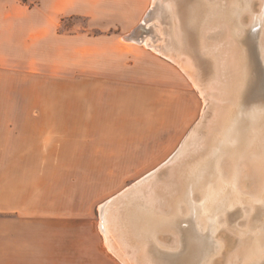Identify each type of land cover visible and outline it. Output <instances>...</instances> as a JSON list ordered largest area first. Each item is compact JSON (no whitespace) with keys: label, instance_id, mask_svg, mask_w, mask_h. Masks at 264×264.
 <instances>
[{"label":"rangeland","instance_id":"rangeland-1","mask_svg":"<svg viewBox=\"0 0 264 264\" xmlns=\"http://www.w3.org/2000/svg\"><path fill=\"white\" fill-rule=\"evenodd\" d=\"M124 1L146 9L121 40L126 78L18 74L1 96L2 119L54 126L2 128L0 171L67 172L48 218L0 215V264H264V0ZM84 26L66 17L60 32ZM116 202L137 205L142 230L124 217L113 232Z\"/></svg>","mask_w":264,"mask_h":264},{"label":"crops","instance_id":"crops-1","mask_svg":"<svg viewBox=\"0 0 264 264\" xmlns=\"http://www.w3.org/2000/svg\"><path fill=\"white\" fill-rule=\"evenodd\" d=\"M111 4L119 9H112ZM145 13V7L124 0H115V3L110 0H40L34 8L20 6L17 0H0V140L2 128L8 129L11 138L16 128L54 126L50 123L53 120L46 119L22 121L11 118V115L2 119L1 96L6 88L15 89L18 74L58 81L89 79L96 81L97 85L126 78L128 71L124 69L129 64L128 52L121 40L135 33ZM66 17L85 21L86 26L75 28L80 32L63 34L60 30ZM94 32L96 34H92ZM128 40L135 41L132 38ZM59 94L64 96L65 92L62 90ZM6 111L14 112L11 106ZM9 154L11 156V152ZM22 158H27V152L23 153ZM66 172L0 171V215L25 219L48 218V204L43 201H49L50 193L60 188L63 184L60 178ZM140 203L137 201L138 206L131 205V209L128 202L113 205L120 210V222L114 218L113 232L120 230L122 234L120 224L129 217L137 224L136 229L131 226L133 232L142 230L136 221L138 214L130 213L134 212V207L141 206ZM107 204L108 201L101 206L100 216L103 206ZM115 245L123 254H128L122 244Z\"/></svg>","mask_w":264,"mask_h":264},{"label":"bare ground","instance_id":"bare-ground-1","mask_svg":"<svg viewBox=\"0 0 264 264\" xmlns=\"http://www.w3.org/2000/svg\"><path fill=\"white\" fill-rule=\"evenodd\" d=\"M175 1H176V0H175ZM182 3H183V2H182ZM182 3H181V4H182ZM199 3H200V2H199ZM234 3H235V2H234ZM250 3H251V2H250ZM219 4H220V3H219ZM173 5H174V4H173ZM173 5H172V6H173ZM178 5H179V4H178ZM166 6H167V5H166ZM233 6H234V5H233ZM173 7H174V6H173ZM192 7H193V6H192ZM253 8H254V7H253ZM168 9H169V8H168ZM179 9H180V8H179ZM219 9H220V8H219ZM174 10H175V9H174ZM183 10H184V9H183ZM197 10H198V9H197ZM232 10H233V9H232ZM195 11H196V10H195ZM229 11H230V10H229ZM188 12H189V11H188ZM262 12H264V9H262ZM176 13H177V12H176ZM250 13H251V12H250ZM173 14H174V13H173ZM211 17H212V16H211ZM232 17H233V16H232ZM178 18H179V17H178ZM214 18H216V17H214ZM210 19H211V18H210ZM210 19H209V21L212 22V20H210ZM238 20H239V19H238ZM205 21H206V20H205ZM209 21H208V22H209ZM183 22H184V21H183ZM175 23H176V22H175ZM216 23H217V22H216ZM237 23H238V22H237ZM206 24H207V23H206ZM209 24H211V23H209ZM185 25H186V24H185ZM235 25H236V24H235ZM235 25H234V27H235ZM240 25H241V23H240ZM205 26H206V25H205ZM181 27H182V26H181ZM190 27H191V26H190ZM164 28H165V27H164ZM197 28H198V27H197ZM204 28H205V27H204ZM186 29H187V28H186ZM190 29H191V28H190ZM198 29H199V28H198ZM198 29H197V30H198ZM163 30H164V29H163ZM163 30H162V31H163ZM170 30H171V29H170ZM170 30H169V31H170ZM239 30H240V29H239ZM221 31H222V30H221ZM173 33H174V32H173ZM176 33H177V32H176ZM179 33H180V32H179ZM187 33H188V32H187ZM199 33H200V32H199ZM231 33H232V32H231ZM183 34H184V33H183ZM197 34H198V33H197ZM161 36H162V35H161ZM231 36H232V35H231ZM240 36H242V35H240ZM178 37H179V36H178ZM190 37H191V36H190ZM190 37H187V38H190ZM233 37H235V36H233ZM144 38H145V36H144ZM237 38H238V37H237ZM133 40H135V39H133ZM169 40H170V39H169ZM179 40H180V39H179ZM184 40H185V39H184ZM186 40H188V39H186ZM139 41H140V40H139ZM234 41H235V40H234ZM240 41H241V40H240ZM186 42H187V41H186ZM190 43H191V41H190ZM235 43H236V41H235ZM237 43H238V42H237ZM237 43H236L235 45H237ZM188 44H189V43H188ZM201 44H202V43H201ZM226 44H227V43H226ZM228 44H229V43H228ZM241 44H243V43H241ZM174 45H175V44H174ZM190 45H191V44H190ZM231 45H232V43H231ZM231 45H230V46H231ZM179 46H180V45H179ZM179 46L177 45V47H179ZM187 46L189 47V45H187ZM194 46H195V45H194ZM232 46H233V45H232ZM183 47H184V46H183ZM164 48H165V47H164ZM171 48H172V47H171ZM180 48H181V46H180ZM189 48L193 49V47H189ZM189 48H188V49H189ZM194 48H195V47H194ZM229 48H231V47H229ZM232 48H233V47H232ZM241 48H243V47H241ZM244 48H245V47H244ZM251 48H252V47H251ZM165 49H167V48H165ZM201 49H202V48H201ZM201 49H200V50H201ZM233 49H234V48H233ZM233 49H232V50H233ZM167 50H168V49H167ZM169 50H170V49H169ZM193 50H194V49H193ZM193 50H192V51H193ZM192 51L190 50V52H192ZM202 51H203V50H202ZM228 51H229V50H228ZM233 51H234V50H233ZM235 51H236V50H235ZM235 51H234V52H235ZM237 51H238V50H237ZM250 51H251V50H250ZM188 52H189V51H188ZM188 52H187V53H188ZM193 52L196 53V51H193ZM206 52H207V51H206ZM234 52L231 53V54H234ZM238 52H239V51H238ZM183 53H184V52H183ZM200 53H201V52H200ZM217 53H218V52H217ZM243 53H246V52L244 51ZM241 54H242V53H241ZM203 55H204V54H203ZM206 56H207V54H206ZM219 56H220V54H219ZM250 56H251V55H250ZM190 57H191V56H190ZM224 57H225V56H224ZM234 57H235V56H234ZM237 57H238V56H237ZM203 58H204V57H203ZM220 58H221V57H220ZM222 59H224V58H222ZM245 59H247V58H245ZM229 60H230V59H229ZM247 60H248V59H247ZM256 60H257V58H256ZM213 61H214V60H213ZM216 62H217V61H216ZM220 62L222 63L221 60H220ZM225 62H226V61H225ZM234 62H235V60H234ZM235 63H236V62H235ZM235 63H234V64H235ZM239 63H240V62H239ZM242 63H243V62H242ZM246 63H247V62H246ZM248 63H249V61H248ZM213 64H214V63H213ZM236 65H237V64H236ZM236 65H235V66H236ZM238 65H239V64H238ZM190 66H191V65H190ZM200 66H201V64H200ZM214 66H215V65H214ZM242 66H244V65H242ZM191 67H192V66H191ZM224 67H226V66L224 65ZM227 67H228V66H227ZM233 67H234V65H233ZM240 67H241V66H240ZM236 68H237V66L234 68L233 72L235 71ZM220 69H221V68H220ZM196 70H197V69H196ZM227 70H228V69H227ZM242 70H243V69H242ZM220 71L222 72V70H220ZM236 71H237V70H236ZM238 71H239V70H238ZM233 72H232V73H233ZM226 73H227V72H226ZM228 73H229V72H228ZM235 73H237V72H235ZM235 73H234V75H235ZM221 74H222V73H221ZM238 74H239V73H238ZM223 75H224V73H223ZM226 75H227V74H226ZM228 75H229V74H228ZM232 75H233V74H232ZM243 75H244V74H243ZM241 77H242V76H241ZM228 78H229V77H228ZM235 78H237V77H235ZM235 78H234V80H235ZM244 78H245V76H244ZM231 79H232V78H231ZM231 79H230V81H231ZM228 80H229V79H228ZM237 81H238V80H237ZM243 81H244V80H243ZM229 85H230V84H229ZM234 85H235V84H234ZM232 87H233V86H232ZM227 88H229V86H228ZM227 88H226V89H227ZM235 88H236V87H235ZM239 90H240V89H239ZM231 91H233V90L231 89ZM235 91H236V89H235ZM220 93H221V92H220ZM228 94H229V92H228ZM228 94H227V95H228ZM239 94H240V92H239ZM229 95H231V94H229ZM241 96H242V95H241ZM213 97H214V96H213ZM234 97H235V96H234ZM225 98H226V97H225ZM229 98H230V97H228V99H229ZM230 99H231V98H230ZM235 99H236V98H235ZM232 102H233V101H232ZM234 102H235V101H234ZM239 102H240V101H239ZM225 109H226V108H225ZM255 109H256V108H255ZM221 111H222V110H221ZM254 111H255V110H254ZM255 116H256V115H255ZM258 117H259V116H258ZM234 119H235V117H234ZM258 119H259V118H258ZM252 122H253V121H252ZM253 124H254V123H253ZM229 125H230V124H229ZM247 125H248V124H247ZM256 125H257V124H256ZM236 128H237V127H236ZM238 129H239V128H238ZM244 131H245V130H244ZM234 132H235V131H234ZM249 136H250V135H249ZM235 137H236V136H235ZM239 138H240V137H239ZM237 139H238V138H237ZM241 140H242V139H241ZM245 140H246V139H245ZM243 143H244V142H243ZM237 144H238V143H237ZM237 144H236V145H237ZM252 144H253V143H252ZM262 144H263V143H262ZM238 145H239V144H238ZM253 145H254V144H253ZM253 145H252V146H253ZM247 146H248V145H247ZM260 146H261V145H260ZM237 147H238V146H237ZM245 148H246V147H245ZM256 148H257V147H256ZM238 149H239V148H238ZM259 149H260V148H259ZM183 150H184V149H182V150L180 149V150L177 152V154L174 156V158H171V160H169L166 164H164V166L162 167V169H166V168H168V167L170 166V164H172L173 162H175L176 159H177V155H178V153H179V152L181 153ZM240 150H241V149H240ZM257 150H258V149H257ZM238 151H239V150H238ZM255 151H256V150H255ZM263 151H264V148H263ZM261 152H262V151H261ZM232 153H233V152H232ZM234 153H235V152H234ZM242 153H243V152H242ZM246 154H247V153H246ZM247 156H248V155H247ZM179 157H180V156H179ZM231 157H232V156H231ZM233 157H234V156H233ZM233 157H232V158H233ZM234 158H235V157H234ZM236 158H237V157H236ZM256 158H257V157H256ZM254 159H255V158H254ZM232 160H233V159H232ZM250 160H251V159H250ZM250 160H249V161H250ZM246 161H247V160H246ZM246 163H247V162H246ZM232 164H233V163H232ZM261 164H262V163H261ZM223 166H225V165H223ZM246 166H247V165H246ZM246 166H245V167H246ZM252 166H253V165H252ZM254 166H255V164H254ZM219 167H220V166H219ZM225 167H226V166H225ZM222 168H223V167H222ZM238 168H239V167H238ZM238 168H237V169H238ZM241 168H242V166H241ZM241 168H240V169H241ZM243 168H244V167H243ZM249 168H250V167H249ZM180 169H181V168H180ZM237 169H235V170H237ZM190 170H192V169H190ZM227 170H228V169H227ZM243 170H244V169H243ZM248 170H250V169H248ZM260 170H262V168H261ZM239 171H240V170H239ZM253 172H254V171H253ZM187 173H188V171H187ZM156 174H157L156 171H154L149 177L155 176ZM242 174H243V173H242ZM245 175H246V173H245ZM181 177H182V176H181ZM148 180H149V179H148ZM142 182H144V181H142ZM186 183H187V182H186ZM138 184H140V183H138ZM182 184H183V183H182ZM140 185H141V184H140ZM143 185H145V184L143 183ZM136 186H137V185H136ZM157 187H158V186H157ZM134 189H135V188H134ZM152 189H153V188H152ZM214 189H215V188H214ZM154 190H156V189L154 188ZM215 190H216V189H215ZM152 191H153V190H152ZM157 192H158V191H157ZM215 192H216V191H215ZM131 193H132V192H131ZM131 193H130V194H131ZM154 193H155V192H154ZM159 193H160V191H159ZM155 195H156V193H155ZM211 195H212V194H211ZM214 195H216V194H214ZM124 196H125V195H124ZM122 197H123V196H122ZM213 197H214V196H213ZM213 197H212V198H213ZM152 198L155 199L154 197H152ZM115 200H116V199H115ZM205 200H206V198H205ZM179 201H180V200H179ZM210 202H211V201H210ZM215 202H216V201H215ZM208 203H209V202H208ZM149 205H150V204H149ZM105 206H106V205H105ZM150 207H151V206H150ZM107 208H108V207H107ZM223 208H224V207H223ZM186 211H187V210H186ZM174 212H175V211H174ZM185 213H186V212H185ZM189 215H190V214H189ZM143 218H144V217H143ZM161 218H162V217H161ZM102 222H103V221H102ZM106 223L108 224V222H106ZM156 223H157V222H156ZM107 224H106V225H107ZM170 226H171V225H170ZM186 227H187V226H186ZM106 228H107V227H106ZM161 230H162V229H161ZM107 231H108V230H107ZM167 231H168V230H167ZM180 231H181V230H180ZM173 232H174V231H173ZM148 233H149V232H148ZM150 239H151V236H150ZM153 239H154V238H153ZM143 240H144V239H143ZM135 241H136V240H135ZM127 244H128V243H127ZM146 245H147V244H146ZM150 245H151V244H150ZM196 246H197V245H196ZM108 247L111 248L109 244H108ZM191 247H192V246H191ZM113 249H114V248H113ZM118 249H119V248H118ZM146 249H147V248H146ZM163 249H164V248H163ZM169 249H170V248H169ZM109 250H110V249H109ZM160 250H162V249H160ZM175 257H176V256H175ZM127 259H128V258H127ZM123 260H125V259H123ZM125 261H128V260H125ZM125 261H123V262H125ZM133 263L135 264V262H133ZM253 263H254V262H253ZM136 264H137V263H136Z\"/></svg>","mask_w":264,"mask_h":264},{"label":"trees","instance_id":"trees-1","mask_svg":"<svg viewBox=\"0 0 264 264\" xmlns=\"http://www.w3.org/2000/svg\"><path fill=\"white\" fill-rule=\"evenodd\" d=\"M31 8H33V7H31Z\"/></svg>","mask_w":264,"mask_h":264}]
</instances>
